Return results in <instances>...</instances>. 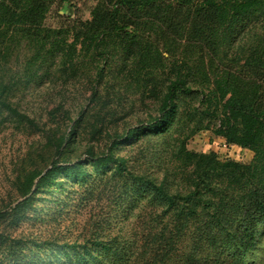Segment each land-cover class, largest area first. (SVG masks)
<instances>
[{"label":"trees","instance_id":"obj_1","mask_svg":"<svg viewBox=\"0 0 264 264\" xmlns=\"http://www.w3.org/2000/svg\"><path fill=\"white\" fill-rule=\"evenodd\" d=\"M73 1L0 0V112L28 124L43 139L24 159L34 169L23 165L17 174L21 200L0 211V222L32 209L38 193L55 194L61 188L58 176L84 182L87 165L104 171L113 164V174L130 182L141 200L147 194L153 209L156 204L162 208L154 213L161 224L162 218H172V235L194 229L204 238L206 256L194 252L183 257L185 264H207L212 252L218 255L211 262L228 253L233 264H246L257 226L264 222V0H92L91 19L46 25L54 5ZM20 44L32 55L25 73L5 79L7 59ZM114 60L121 68L109 71ZM54 69L74 83L79 73L94 72L84 79L91 95L75 117L77 108L64 107L63 101L48 111L49 123L40 126L8 96L19 82L30 86L51 77ZM130 88L141 95L147 116L119 133L118 124L134 108L122 97ZM186 97L197 99V105L185 116L192 125L173 151L186 172L182 185L172 187L168 175L157 183L130 171L115 150L145 135L165 134L174 123L178 128L184 114L179 101ZM90 105L99 115L86 138L82 119ZM201 130L253 152L252 161H219L214 154L189 151L188 140ZM96 136L104 139L102 148L93 143ZM224 180L227 184H220ZM9 239L0 233V241Z\"/></svg>","mask_w":264,"mask_h":264},{"label":"rangeland","instance_id":"obj_2","mask_svg":"<svg viewBox=\"0 0 264 264\" xmlns=\"http://www.w3.org/2000/svg\"><path fill=\"white\" fill-rule=\"evenodd\" d=\"M94 5L92 0L56 4L45 23L49 27H59L91 19ZM31 56L30 49L20 44L7 59L5 79H17L24 75ZM120 68L121 62L114 60L109 71L115 72ZM88 73H79V83H74L68 79L69 75L54 69L51 77H43L30 86L19 82L13 87L8 99L40 126H45L49 123L48 111L58 103L64 101V107H76L72 110L73 116L79 111L78 106L86 105L91 91L84 79L91 73L94 77V72ZM130 91L122 97L132 101L133 112L122 123L118 122L119 133L136 126L140 119L147 116L148 110L141 95L131 88ZM179 102V113L184 114L180 115L178 128L174 123L165 134L145 135L115 150L116 155L126 159L127 167L133 173L144 174L157 183L168 175L172 187L182 185L186 179V172L174 160L173 151L179 137L186 135L192 125L187 123L185 116L194 112L197 99L186 97L184 103ZM121 104L125 107L131 105L125 101ZM92 107H86V111H90L82 119V129L86 131L83 137L86 138H90L93 120L99 115ZM150 110L154 113L152 108ZM104 113L100 116L103 117ZM60 116L58 113L57 117ZM108 129H111L110 125ZM107 133L104 130L103 135ZM85 139L81 142L85 143ZM97 139L93 143L97 149L102 148L104 139ZM42 142L40 132L6 112H0V211L21 200L17 174L23 165L26 169H34L24 159L28 152ZM224 143L225 140L213 134L212 130H201L188 140L186 148L195 153L214 154L219 161L232 159L242 164L252 161L253 152L237 146L225 147ZM85 168L87 176L84 182L58 176L57 183H60L61 188L55 194L38 193L32 209L17 219L0 222V233L10 237L7 241H0V264H185L183 257L194 252H202L201 256H206L207 243L202 240L204 238H200L199 234L197 236L194 229L181 234L173 232L172 235L169 232L174 228L172 218H162L164 224H161L154 213L162 208L156 204L153 209L145 192L141 200L137 189H131L130 182L113 174V164L104 171L91 165ZM186 171L191 174V169ZM220 184H227V181ZM51 187L54 189V186ZM256 231L253 249L244 260L246 264H264V222L258 224ZM170 236L174 237L173 242H169ZM96 242L101 246L96 245ZM73 244L79 245L77 249L72 247ZM216 251L219 252L218 249ZM215 255L218 253L210 254L211 260L207 264H233L228 253L222 254L219 262H211Z\"/></svg>","mask_w":264,"mask_h":264},{"label":"built area","instance_id":"obj_3","mask_svg":"<svg viewBox=\"0 0 264 264\" xmlns=\"http://www.w3.org/2000/svg\"><path fill=\"white\" fill-rule=\"evenodd\" d=\"M224 144H225V145H224L225 147H230V146H233V145H228V144H226V143H224Z\"/></svg>","mask_w":264,"mask_h":264}]
</instances>
